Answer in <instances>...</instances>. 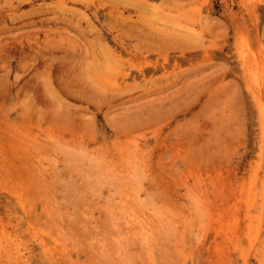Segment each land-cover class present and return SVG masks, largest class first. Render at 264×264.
Listing matches in <instances>:
<instances>
[{
    "label": "rangeland",
    "instance_id": "rangeland-1",
    "mask_svg": "<svg viewBox=\"0 0 264 264\" xmlns=\"http://www.w3.org/2000/svg\"><path fill=\"white\" fill-rule=\"evenodd\" d=\"M0 264H264V0H0Z\"/></svg>",
    "mask_w": 264,
    "mask_h": 264
}]
</instances>
